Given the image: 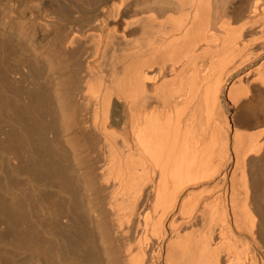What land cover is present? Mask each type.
I'll return each instance as SVG.
<instances>
[{"label":"bare ground","instance_id":"obj_1","mask_svg":"<svg viewBox=\"0 0 264 264\" xmlns=\"http://www.w3.org/2000/svg\"><path fill=\"white\" fill-rule=\"evenodd\" d=\"M81 1L0 0V264H264V0H86L90 26L58 47L94 51L81 98L100 213L66 135L65 60L42 50L54 89L23 93L12 75L35 67V28Z\"/></svg>","mask_w":264,"mask_h":264},{"label":"rangeland","instance_id":"obj_2","mask_svg":"<svg viewBox=\"0 0 264 264\" xmlns=\"http://www.w3.org/2000/svg\"><path fill=\"white\" fill-rule=\"evenodd\" d=\"M82 6L74 7L72 8L65 17L60 18V15L57 11L53 12V18L48 17L50 19H54L55 23H48V26L45 28H35L34 30V35L33 38L30 40V43L36 46L35 52H33L34 55V60L32 62L29 60L27 61L30 62L28 64H33L35 67L28 66V67H18L13 70L12 75L16 78V82L14 84V87L18 88L19 91L23 93H27L30 89L36 86L39 81L42 83L47 82V84L44 82L43 87H49L47 88H53L55 87V84L52 80L53 78V73L49 71L47 68L46 60L41 57L42 56V50H48L49 52L51 51L52 53H57L59 57L65 60V77H66V83L67 87L69 90V94L72 100L71 103V111L73 114L72 122L70 125L69 130L67 131L66 135L73 136L76 139V142L79 144L80 151H81V156L84 158L85 162L89 166L88 171L90 174H87L91 177H96L95 180H99V177H97V172L99 171L98 166L100 165V155L98 151L99 147V139L94 138L90 130L88 129V121H87V116L91 114V108L89 105H86L81 98V95L83 94V86L85 84V77L87 74V71L89 68L93 67L94 63V51L93 49L89 46V40L87 42L83 41L82 43H78V47L75 46V48L72 49H66L62 46L64 49H59L58 47V40L60 37L64 36V33H67L71 35L73 32L76 31H85L88 29L90 26L91 22L86 20V14L88 9L90 8L88 2L86 0L81 1ZM6 10L7 16L10 17L11 19L17 17L16 13L12 12L11 9L8 11ZM11 11V13H10ZM9 15V16H8ZM14 16V17H13ZM55 17V18H54ZM15 22L17 20V23L24 22V20L20 19H14ZM19 21V22H18ZM58 21V23H56ZM18 24V25H19ZM80 45V46H79ZM35 56H37V60H35ZM38 62V63H37ZM35 63V64H34ZM36 64H37V69H36ZM45 66V67H44ZM34 68L36 72H39L36 74L34 71ZM39 68V69H38ZM32 69V70H31ZM43 69V70H42ZM20 71L21 73H25V75L20 78L19 73L16 71ZM29 70L33 71L32 74L31 72H28ZM44 72V73H43ZM44 77V78H43ZM51 77V79H50ZM48 79V80H47ZM43 80V81H42ZM47 80V81H46ZM51 83H48V81ZM53 83V84H52ZM46 84V85H45ZM51 84V86H50ZM50 88V89H51ZM90 112V113H89ZM50 116H46V118H49ZM52 132V131H51ZM54 132V131H53ZM48 133V136L50 134V137L52 138L55 136L54 134ZM62 140L66 137L65 134H62ZM67 135V137H69ZM99 164V165H98ZM93 172V174L91 173ZM88 173V172H87ZM96 173V175H95ZM95 175V176H94ZM87 178H90L86 176ZM93 178H91V182L94 183V186L92 185V188H89V195H90V201H92V205L96 208V213H100L102 211H106L107 209V198L106 196L108 194L107 189H105V185L101 183V180L97 181L95 183L93 181ZM89 180V179H88ZM84 198L85 203L88 202V199ZM106 207V208H105ZM109 219V220H108ZM105 228L102 230L103 231V236L105 240V245L107 246L106 249H109L112 253H117L116 256H119L118 258H121V255L123 256V245L126 242V237L121 233L118 232L113 224H111L112 221L111 219L106 217L105 219ZM66 221L65 218L62 219V222ZM89 219H87L86 222H88ZM107 221V222H106ZM91 225V224H90ZM112 226V227H111ZM114 228V229H113ZM196 228H202V226H197ZM190 229L185 230V233H188ZM124 241V242H123ZM241 246V243H239ZM122 247V248H121ZM120 249V250H119ZM118 251V252H117ZM120 251V252H119ZM122 253V254H121ZM226 253V251H225ZM28 253L26 254V256ZM113 255V254H112ZM115 255V254H114ZM113 255V256H114Z\"/></svg>","mask_w":264,"mask_h":264}]
</instances>
